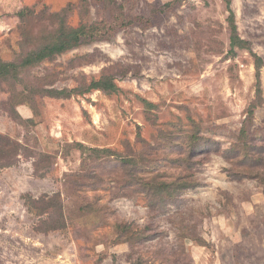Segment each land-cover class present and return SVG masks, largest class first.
I'll return each instance as SVG.
<instances>
[{"label":"rangeland","instance_id":"rangeland-1","mask_svg":"<svg viewBox=\"0 0 264 264\" xmlns=\"http://www.w3.org/2000/svg\"><path fill=\"white\" fill-rule=\"evenodd\" d=\"M117 1L124 15L100 0H89L87 20L107 25L100 38L23 69L18 80L0 77V134L22 147L17 163L0 170V264H131V247L117 239L124 221L148 225L155 233L153 241L136 251L168 253L183 239L192 256L189 264H264L263 188L252 178H230L226 169L231 165L223 152L195 158L200 186L186 191L165 213L151 211L141 197L122 196L120 166L110 162L112 158L83 157L75 147L64 157L68 142L118 153L151 144L157 170L171 177L178 172L172 163L177 154L161 138L160 129L188 131L190 119L203 135L219 141L222 150L237 142L245 123L251 142L264 144V66L263 103L249 123L255 61L247 49L231 51L225 0ZM69 3L77 5L79 0H0V58L19 61L34 47L25 37L21 44V10L29 17L28 37H36L40 28L34 26L42 14ZM232 8L240 35L264 59V0H232ZM80 20L75 10L70 22L77 26ZM107 66L114 67L117 93L93 90L54 98L37 91L44 86L75 87L81 75L97 78ZM24 99L28 104L16 107ZM145 101L157 107L149 113ZM16 109L30 120L20 124ZM36 149L53 154L52 162L39 164L30 157ZM35 161L45 177L35 174ZM93 168L99 177L83 178L78 190L74 176H89ZM54 193L61 195L67 225L41 232L38 228L50 215L31 209L26 196ZM183 227L187 232L179 239ZM194 230L206 245L191 238Z\"/></svg>","mask_w":264,"mask_h":264},{"label":"trees","instance_id":"trees-1","mask_svg":"<svg viewBox=\"0 0 264 264\" xmlns=\"http://www.w3.org/2000/svg\"><path fill=\"white\" fill-rule=\"evenodd\" d=\"M100 1L105 7L116 13H120V15H124L123 6L117 0ZM184 1L173 0L172 3L180 4ZM225 2L229 11L227 21L231 51L236 52L235 48L247 49L255 61L256 94L254 101L248 108L249 123H252L256 108L263 103L261 70L264 66V59L253 50L250 41L240 35L236 14L232 8V0H225ZM75 10L78 11L81 19L77 26L72 25L70 22V18L75 13ZM89 14V0H79L77 5L69 3L56 12H44L39 19L40 24L34 26L36 29L40 28L37 29L39 36L28 37L29 17L26 9L21 10L19 12L21 44L25 37V40L29 38V42L34 44V47L28 50L19 61H3L0 58V77L18 80L19 74L23 69L36 67L44 61L55 60L59 55L67 51L100 38L102 30L107 25L104 21H88L87 17ZM113 68V66L104 67L99 77L91 78L90 80L85 75H81L77 78V85L72 88L64 87L58 89L44 86L37 91L54 98H71L76 95H84L93 90H101L107 94H114L120 90V87ZM32 95H35V91L32 92ZM145 102L149 113L152 112L153 108L157 107L152 102ZM25 104L27 105L28 102L24 99L18 102L16 107ZM15 112V119L19 120L20 124L30 120L24 118L17 109ZM149 118L155 120L152 115H149ZM190 120L192 126L188 131H185L184 128L180 129V133L178 131L160 129L161 138L177 154L172 159V163L175 164L178 172L171 177L167 175L166 170H157L155 166L157 159L155 160L152 157L155 148L151 144L145 145L141 151L129 148L128 152L118 153L107 147H88L80 142H68L65 145L67 155L64 157L69 156L71 153L69 152L71 151L70 149L75 147L81 152L83 157L91 154L97 158H112L110 162L116 161V165L120 166L119 173L122 175L120 188L124 191L122 196L135 198V200L141 197L151 211L161 213L169 211L172 206L178 204L186 191L200 186L194 172L197 164L195 158L200 154L210 151L223 152V156H225L231 165L226 169L227 175L230 178L234 180L255 179L264 191V144L257 145L251 142L246 123L240 129L237 142L230 149L222 150L219 141L203 135L199 124L193 119ZM138 136L141 138L140 133H138ZM21 148L20 143L0 134V170L17 163ZM63 154L62 152V156ZM30 157H34L40 164L45 162L51 163L54 155L41 149H36V152H31ZM114 158L116 159L113 160ZM34 165L35 174L39 175V177H45V172H39L37 161H35ZM46 168L48 169L49 167ZM99 174L98 168H93L89 172V176L75 175L76 187L80 190L84 186L82 182L83 178L90 177L91 175L96 178L99 177ZM26 197L27 204L31 209L39 210L40 215L46 213L50 215L49 221L44 222V225L38 228V230L48 233L66 227L67 221L60 193H54L52 196L46 194L40 198H34L31 195H27ZM81 208H84L83 205ZM118 230V243L126 242L131 247L129 255L131 264H156L157 260H159L160 264H189L191 262V253L187 249L183 239L178 242L175 249L168 253L162 250L136 251L138 246L149 243L156 238L155 233H152L153 229L148 225L141 226L134 222L124 221L119 223ZM180 231L182 233L179 235V239L185 237L187 228L183 227ZM190 232L193 240L201 245H206L207 241L204 237L197 234L195 230Z\"/></svg>","mask_w":264,"mask_h":264}]
</instances>
